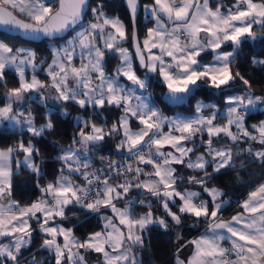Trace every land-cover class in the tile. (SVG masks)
I'll return each instance as SVG.
<instances>
[{"label": "snow or ice", "instance_id": "1", "mask_svg": "<svg viewBox=\"0 0 264 264\" xmlns=\"http://www.w3.org/2000/svg\"><path fill=\"white\" fill-rule=\"evenodd\" d=\"M213 2L214 10L210 0H152L150 5L124 0L129 29L118 15L104 10L107 5L98 2L93 7L92 0H0V34L46 40L51 53L47 63L33 48L12 47L0 40V83L7 87L8 71L19 80V87L4 94L0 124L20 127L33 138L55 130L51 111L47 122L37 126L26 97L40 104L70 103L104 118L98 125L76 117L78 131L71 145L59 146L55 157L63 166L53 181L43 187L37 183L41 196L27 206L13 198V163L16 172L23 165L42 178L45 173L35 163L40 150L23 139L0 149V264H22L25 259L28 264H88L85 253L97 254L98 264H143L136 250L146 248L149 231L167 233L170 222L179 226L184 217L196 221L194 228L200 222L207 228L179 244L173 252L174 264H264V184L238 202L242 211L227 220L223 218L231 204L223 199L227 193L209 187L214 177L236 166L234 156L239 158L240 152L264 163V150L248 147L234 153L221 144L223 137L232 144L259 142L264 149V121L251 125L252 132L245 126L248 113L264 110V95L253 92L239 70L231 68L245 41L264 39V0H236L231 7L222 0ZM140 11L146 23L155 25L142 39L137 29ZM89 13L91 19H86ZM125 44H131V50ZM208 53L212 59L204 61L202 56ZM110 57L118 61L113 71L107 70ZM251 62L264 66V59L253 57ZM40 71L48 83L37 77ZM155 81L166 89L160 95L173 104L182 103L202 86L223 94L233 92L239 81L245 91L224 96V111L197 101L192 114L168 116L149 91ZM110 109L119 115L108 127L104 112ZM206 109L213 111L206 114ZM61 115L70 113L62 109ZM218 117L227 123H216ZM134 123L139 127L133 129ZM116 137L119 142L111 151L119 159L98 156ZM96 159L101 167H94ZM183 169L198 174L184 175ZM132 191L137 196H130ZM137 206L146 211L137 215ZM73 208L86 217L99 216L102 230L78 238L75 226L62 223L78 219ZM153 209H161L163 216ZM102 211L112 215H100ZM33 233L42 237L40 250L50 254V261L37 260L35 253L24 256L34 243ZM181 239L177 232L176 240ZM189 244L190 255L181 259Z\"/></svg>", "mask_w": 264, "mask_h": 264}, {"label": "trees", "instance_id": "2", "mask_svg": "<svg viewBox=\"0 0 264 264\" xmlns=\"http://www.w3.org/2000/svg\"><path fill=\"white\" fill-rule=\"evenodd\" d=\"M144 1L152 0H140L141 3ZM223 1V0H222ZM227 4H234L236 0H224ZM104 3L106 8L104 9L109 14H116L125 24L129 25L130 21L129 16L126 10V6L123 0H92L93 7L96 3ZM214 3V2H212ZM215 4V3H214ZM86 19H91V14ZM152 23H146L142 17V11L139 12L137 17V29L140 38L146 33L147 28ZM253 31H259L254 27ZM18 37V38H13ZM1 40H4L5 43L9 44L12 47H16L23 43H28L34 45L38 51L41 53L44 52L47 55L50 53V50L47 46V41H29L25 40L17 35L10 34H0ZM130 47V44H127ZM207 55V54H206ZM203 55L202 57L206 56ZM256 57L258 59H264V39H258L256 41H245L241 45L240 54L237 57L236 61L231 65L233 70H239L240 74L249 81L251 89L256 94L264 95V66H258L252 64V58ZM117 60L114 57L109 58L108 70L111 71ZM5 79L7 81V87L3 83H0V103L4 101L3 92L8 89H12L19 86V80L16 74L12 71L6 73ZM233 92H243L245 88L239 81L233 85ZM150 90H153L156 97V102L161 106L165 113H186L194 109V104L198 98H202L206 101L213 102L217 105V108L222 111L225 104L223 97L230 92L225 91L221 94L219 91L213 90L207 87H201L198 90H194L192 96L185 99L180 104H173L168 102L161 93H164L165 88L160 85L158 81L153 82ZM75 106V105H74ZM32 114L35 117V122L39 123L46 119V104H40L37 100H32ZM79 109L75 106V110L70 112V115L64 117L61 115V112L58 108L52 109L51 119L55 130H48L42 137L33 138L29 133L24 129H18L10 127L8 124H0V132L3 135H0V147H8L12 144H16L19 140L23 139L25 142L29 140L40 150L39 155L35 157V163L41 166L42 171L45 175L42 178H37L30 170L25 168L23 165L19 167L18 172L16 168L14 169V175L12 178L13 183V198L17 200L20 205L27 206L31 204L32 201L40 198L41 194L38 188L36 187L37 183L41 187L46 185L47 182L53 181L55 176L58 175L57 169L63 165L55 159L59 153V146H65L69 142L70 129L74 126L73 113ZM83 111V110H82ZM84 112V111H83ZM88 117L90 114L93 116V120L96 123L102 124L104 122L103 117H98V114L94 115L91 110L84 112ZM119 115L118 110L110 109L104 112V117L108 118V127L111 126V123L117 119ZM264 119V110L257 109L248 113L245 117V125L251 126V124H258L260 120ZM218 120H222L219 117ZM116 137L115 139H117ZM222 139V138H221ZM224 142H227L229 146L235 152H240L241 149L248 148L249 144L241 142L240 144H232L224 139ZM112 142H108V146L101 152L98 156H108L116 155V153L111 151ZM235 167L224 171L222 175H218L213 178L212 183L209 187H220L224 190L227 195L224 196L226 200H230L231 204L223 213L224 217L234 214L240 209V200L243 198L249 190H251L256 184H258L264 178V163H261L258 160H255L254 157L247 152H240L239 158L234 156ZM100 162L98 159L94 162V167L99 165ZM243 164V167L240 165ZM77 182L80 179L76 176ZM136 191H132L131 194ZM146 211L142 206H137L135 212L138 214ZM72 212L76 213L77 218H72L67 221H62L63 224L69 227H74V234L83 240L88 233L95 232L101 229L102 220L99 216L91 215L86 217L78 209L73 208ZM153 212L157 216H163L161 209H153ZM71 212H68L67 215L71 216ZM182 224L177 226L175 224L169 223V229L167 233L161 232L155 228L151 229L148 233V238L145 240V249L137 250L140 253V257L143 260V264H174V255L173 252L177 244H180L192 236L198 234L207 224L200 222L198 228L192 227L196 224L190 217L182 218ZM31 225H35V221L31 220ZM179 232L182 239L180 241L176 240V233ZM34 243L31 246L30 251L24 252L25 257H30L32 253L36 254V259L44 261H50L52 258L49 253L40 250V245L42 243V237L39 233H33ZM27 261V259H25Z\"/></svg>", "mask_w": 264, "mask_h": 264}, {"label": "rangeland", "instance_id": "3", "mask_svg": "<svg viewBox=\"0 0 264 264\" xmlns=\"http://www.w3.org/2000/svg\"><path fill=\"white\" fill-rule=\"evenodd\" d=\"M152 3V1H144L142 4H148V5H150ZM110 15H116V14H110ZM142 17H143V19H144V13H143V11H142ZM93 22H95V21H93ZM152 27H154V25L152 26ZM0 40H1V38H0ZM10 46V45H9ZM124 47H128L130 50H131V48L127 45V44H125V45H123ZM16 47H29V48H33V49H35L36 50V52H37V55H38V57L40 58V59H45V58H47V63H50L51 62V53H49L48 55L46 54V53H44V52H40V51H38L37 49H36V47L34 46V45H31V44H28V43H23V44H20V45H18V46H16ZM47 63H45L44 65H43V67L44 68H46L47 67ZM79 62L77 61V64H78ZM118 64V61H117V63L115 64V66ZM115 66L113 67V69L111 70V71H113L114 69H115ZM108 70V69H107ZM109 71V70H108ZM36 75H37V77L42 81V82H44V83H48L49 81H48V77L46 76V74L44 73V72H42V71H40V72H37L36 73ZM27 78L30 80L31 79V75H30V73H28L27 74ZM19 87V86H18ZM10 89H8V90H5L4 92H3V97H4V94L6 93V92H8ZM149 91L151 92V90L149 89ZM245 91V90H244ZM243 93V92H242ZM45 95H47V93H45ZM257 95H260V94H257ZM26 99V102L28 103V104H30V105H32V99H29L28 97H26L25 98ZM197 101H203L204 103H206V104H213L212 102H210V101H206V100H203L202 98H198L197 100H196V102H195V104H194V109H195V105H196V103H197ZM157 103V102H156ZM4 105V101L2 102V103H0V107H2ZM54 108H58L59 109V111L61 112V110L62 109H66L69 113L72 111V110H75V106L73 105V104H70V103H65V104H63V105H61L60 103H58V102H54V101H51V100H49V101H47V103H46V110H45V114H47L49 111H52V109H54ZM194 109L192 110V111H190V112H186V113H181V114H184V115H190V114H192V112L194 111ZM259 109V108H258ZM211 111H213V109H206L205 110V113L207 114L208 112H211ZM222 111H224V109L222 110ZM166 114V113H165ZM177 113H171V114H166V115H168V116H174V115H176ZM73 118H74V126L70 129V140H69V142L64 146V147H68L69 145H71V143H72V136H73V134L75 133V132H77L78 131V127H77V122H76V117L77 116H83L85 119H92L93 120V116L90 114L88 117L85 115V113L82 111V110H77V111H75L73 114ZM226 120V119H225ZM261 121H264V119H262V120H260V122L258 123V124H256V123H253V124H251V125H259L260 123H261ZM47 122V119H45L44 121H42V122H39V123H37L36 122V124H37V126H40V125H42V124H44V123H46ZM5 123H7L8 125H10L8 122H5ZM53 123V122H52ZM227 123V121L224 123L223 122V124H226ZM98 125H100L99 123H97ZM11 126V125H10ZM247 128H248V126L247 125H245ZM132 127H133V129H136V128H138L139 127V125L138 124H133L132 125ZM18 129H22V128H20V127H17ZM107 130V129H106ZM167 130V129H166ZM248 131L249 132H252L251 131V129L250 128H248ZM115 140V138H113V139H111V140H109V142H112V141H114ZM25 143H27V142H25ZM116 144V143H115ZM222 145H227V144H222ZM220 146V145H219ZM76 147H79V145H76ZM228 147H229V145H228ZM60 153H58V155H59ZM19 159H21V160H23V155H20L19 156ZM15 168H16V165H15ZM68 173H65V175H67ZM73 179V178H72ZM48 183V182H47ZM46 183V184H47ZM186 187H192L193 188V190H199V187H193V186H189V185H185ZM204 199H208V197L207 196H204L203 197ZM117 207H121V208H123V207H125V205L124 204H118L117 205ZM173 211H175V209H173ZM100 215H112V213L111 212H101V214ZM138 215H140V214H138ZM103 223H104V221L102 220V225H103ZM64 226L65 227H69V226H66L65 224H64ZM100 230H102V228L101 229H99V230H97V231H100ZM58 242H60V243H63V241H62V239H61V241H58ZM137 251V250H136ZM138 255L140 256V253L138 252ZM22 264H28V261H25V260H23L22 261Z\"/></svg>", "mask_w": 264, "mask_h": 264}, {"label": "crops", "instance_id": "4", "mask_svg": "<svg viewBox=\"0 0 264 264\" xmlns=\"http://www.w3.org/2000/svg\"><path fill=\"white\" fill-rule=\"evenodd\" d=\"M200 2L202 3L203 2V0H200ZM213 2V0H210V6L213 8V10L215 9V7H216V4H214V3H212ZM224 4H226V5H228L229 7H231V5L230 4H227V2H225L224 0L222 1ZM221 11H225V9H221ZM154 25V23H152L149 27H152ZM155 26V25H154ZM254 27H256V26H254ZM254 27H253V29H254ZM147 31V30H146ZM144 36H145V34L141 37V39L142 38H144ZM225 50H227V51H230L231 49L230 48H227V49H225ZM202 59L204 60V61H210L211 59H212V56H211V53H208L206 56H204V57H202ZM237 93H239V94H242V92H230V93H227L225 96H227V95H233V94H237ZM204 100V99H203ZM2 103V102H1ZM213 103V102H212ZM214 104V103H213ZM223 109H225V106H224V108ZM165 112V111H164ZM175 113H180V112H175ZM166 114H168V113H166ZM171 114V113H170ZM173 114V113H172ZM223 122L225 123L226 122V120L225 119H222V120H218V121H216V123H219V124H221V125H224L223 124ZM7 124V123H6ZM10 126V125H9ZM10 127H12V126H10ZM13 128H17V127H13ZM248 128H250L251 129V131H252V128H251V126H248ZM166 130V129H165ZM233 132H235L236 131V129H235V127H233L232 129H231ZM70 135V134H69ZM119 139H120V137H118L117 139H115L114 141H112V144L113 145H115V143L117 144L118 142H119ZM205 139H207V137H205ZM224 139H227V138H223L222 137V139H221V144H227V146L229 145L227 142H224ZM69 140H70V136H69ZM227 141H228V139H227ZM109 142V141H108ZM248 144H249V146L248 147H252L254 150H264V149H262V146L259 144V142H255V141H249L248 142ZM189 147H191V145H188ZM217 146H219V145H217ZM230 147V146H229ZM5 148H7V147H5ZM5 148H3V147H0V149H5ZM204 151V149L203 148H201L200 149V152H203ZM197 154H199V153H197ZM96 161V160H95ZM94 161V162H95ZM13 169H15V163H13ZM209 171L211 172V169H209ZM182 174H184V175H197L198 173H195V172H192L191 170H188V169H183L182 170ZM73 180H76L77 181V179L76 178H73ZM113 183H116V182H118V181H112ZM261 184H264V178L258 183V184H256L251 190H249V192L243 197V198H241V200H240V202H242L243 200H245L246 198H247V196H248V194L250 193V192H252V191H254V190H256ZM218 188H220V187H218ZM221 189V188H220ZM131 194V193H130ZM129 194V195H130ZM223 199H225V198H223ZM22 206V205H21ZM240 211H242V208L240 207V209L238 210V211H236L234 214H232V215H230V216H227V217H224L223 216V218L224 219H230L231 218V216H233V215H235L237 212H240ZM144 212H142V213H140V215L141 214H143ZM18 214V213H17ZM31 221V220H30ZM29 221V223L31 224V222ZM33 227H35V225H32ZM207 228V225L198 233V234H196V235H194V236H192L191 238H189L188 240H191V239H193V238H196V237H199L204 231H205V229ZM188 240H186V241H188ZM59 241H61V239H59ZM186 241H184V242H182V243H180V244H183V243H185ZM224 244H228L229 245V243L227 242V241H225L224 242ZM179 246V244H177L176 245V248ZM175 248V249H176ZM191 249H192V245H188V247L187 248H185L183 251H182V254H181V259H185V258H187L189 255H190V253H191ZM85 256H86V259L88 260V264H98V259H97V254H95V253H85ZM174 260H175V257H174Z\"/></svg>", "mask_w": 264, "mask_h": 264}, {"label": "built area", "instance_id": "5", "mask_svg": "<svg viewBox=\"0 0 264 264\" xmlns=\"http://www.w3.org/2000/svg\"><path fill=\"white\" fill-rule=\"evenodd\" d=\"M151 92L154 94L153 90H151ZM154 96H155V95H154ZM157 104H158V103H157ZM160 107H161V106H160ZM111 158H112V159H119V156H117V155H112ZM96 167H101V165L99 164V165H97ZM147 170L150 171V169H147ZM79 182H81V181H79ZM130 196H137V192H135V193H133V194H130ZM140 198H144V197H140ZM135 210H136V208H135ZM224 246H225V247H229L230 245H228V244H224Z\"/></svg>", "mask_w": 264, "mask_h": 264}, {"label": "water", "instance_id": "6", "mask_svg": "<svg viewBox=\"0 0 264 264\" xmlns=\"http://www.w3.org/2000/svg\"><path fill=\"white\" fill-rule=\"evenodd\" d=\"M123 2H124V0H123ZM125 4V3H124ZM58 7V6H57ZM139 14V13H138ZM20 19H25V17H23V16H20L19 17ZM30 22V21H29ZM6 34H10V35H17V36H19V37H21V38H23V39H25V40H29L28 38H26V37H24V36H22V35H20L19 33H6ZM30 41V40H29ZM33 42H37V41H33ZM130 48H131V44H130ZM165 91H166V89H165ZM164 91V92H165ZM165 98V97H164ZM166 99V98H165Z\"/></svg>", "mask_w": 264, "mask_h": 264}]
</instances>
